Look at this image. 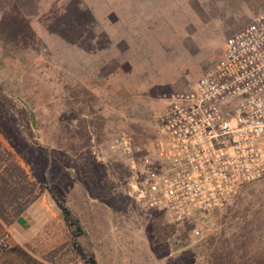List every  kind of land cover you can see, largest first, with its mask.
<instances>
[{"label": "rangeland", "instance_id": "obj_1", "mask_svg": "<svg viewBox=\"0 0 264 264\" xmlns=\"http://www.w3.org/2000/svg\"><path fill=\"white\" fill-rule=\"evenodd\" d=\"M99 1L0 0V144L35 183L37 195L24 211L30 210L31 224L23 234L13 229L10 208L0 219V236L11 235L0 264H88L49 188L80 221L84 234L77 242L97 264H264V180L200 222L198 235L192 224L142 211L127 188L131 160L142 164L151 156L157 118L167 105L163 95L191 89L202 69L223 57L226 40L264 11V0H176L162 24L168 38L172 17L179 26L175 44L162 47L177 68L172 88L128 100L118 90L105 109L88 100L79 83V47L94 37L100 20L95 3L120 4ZM120 8L122 21L128 14ZM12 14L34 38L14 34ZM191 20L199 28H190ZM15 28L22 30L21 24Z\"/></svg>", "mask_w": 264, "mask_h": 264}, {"label": "built area", "instance_id": "obj_2", "mask_svg": "<svg viewBox=\"0 0 264 264\" xmlns=\"http://www.w3.org/2000/svg\"><path fill=\"white\" fill-rule=\"evenodd\" d=\"M163 98L151 156L130 162L128 196L198 235L200 222L264 180V11L226 40L191 89ZM10 238L0 236V249Z\"/></svg>", "mask_w": 264, "mask_h": 264}, {"label": "crops", "instance_id": "obj_3", "mask_svg": "<svg viewBox=\"0 0 264 264\" xmlns=\"http://www.w3.org/2000/svg\"><path fill=\"white\" fill-rule=\"evenodd\" d=\"M116 2L122 5L100 6L95 3V12L100 15V20L94 23L96 34L94 37H87L86 45H80L78 52L80 92L101 109L110 107L105 104L113 101L118 90L123 94L122 98L127 100L135 99L136 93L147 95L158 87L161 94L166 93L162 88L166 85L171 87V83L175 82L173 76H176L177 70L175 66L169 65L166 56H162L165 51L163 46L175 44V30L179 28L175 18L172 17V36L169 38L162 24L166 21L165 12H175L176 0H138L137 7L135 0ZM120 7H125L128 14L122 21L117 17V14L124 12ZM135 13L139 16L135 17ZM109 15L115 17L111 22L106 21ZM192 24L196 28L200 26L198 20H191L188 24L190 28ZM214 64L215 62L207 65L201 72ZM130 108L133 110V105ZM29 213L28 209L20 215L13 227L19 234H23L24 229L31 224Z\"/></svg>", "mask_w": 264, "mask_h": 264}, {"label": "trees", "instance_id": "obj_4", "mask_svg": "<svg viewBox=\"0 0 264 264\" xmlns=\"http://www.w3.org/2000/svg\"><path fill=\"white\" fill-rule=\"evenodd\" d=\"M7 18H9V21L12 22L11 24L13 25L14 34L16 36L18 35L19 37L21 35L22 40L25 41L34 38V33L30 30V28L26 24L23 25L22 21H18L16 16L13 14L11 16L7 15ZM18 24H21V32H17V29L15 28ZM25 41H23V46L28 45V42ZM18 42L19 41L16 43ZM49 193L60 206L64 221L69 226L73 227V246L76 251L88 264H97L94 257L85 253L77 242V238L84 234L83 227L78 218H76L72 214L71 210L59 200L51 188H49ZM36 197L35 183L29 178L25 170L18 165V162L13 158L12 154L2 148L0 144V219L5 220L7 218L9 215L7 214V209L10 208L13 219L17 221L28 206L34 202ZM10 251L16 255H20L23 259L30 258L18 247H13ZM35 263L41 264L38 262Z\"/></svg>", "mask_w": 264, "mask_h": 264}]
</instances>
